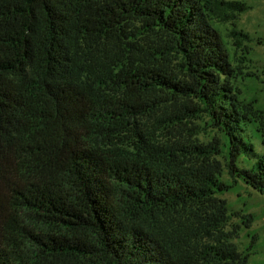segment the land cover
Wrapping results in <instances>:
<instances>
[{"label": "trees", "instance_id": "trees-1", "mask_svg": "<svg viewBox=\"0 0 264 264\" xmlns=\"http://www.w3.org/2000/svg\"><path fill=\"white\" fill-rule=\"evenodd\" d=\"M251 9L0 0V264H248L228 227L254 217L222 177L264 194L245 139L254 124L264 146V113L240 98L249 35L232 29L231 53L215 24ZM152 119L178 136L159 143ZM198 120L225 140L192 139Z\"/></svg>", "mask_w": 264, "mask_h": 264}, {"label": "rangeland", "instance_id": "rangeland-1", "mask_svg": "<svg viewBox=\"0 0 264 264\" xmlns=\"http://www.w3.org/2000/svg\"><path fill=\"white\" fill-rule=\"evenodd\" d=\"M239 1H244L252 9L246 13H241L234 24L216 23L215 26L228 43L227 46L231 53H234L236 49L233 39L228 37L230 31L236 29L249 35L250 40L244 43V46H247L250 50L248 68L245 71L255 75L239 79L238 85L242 90L240 98L244 102L255 101L257 109L264 113V0ZM194 123L195 125L193 126L189 125L191 128L195 127L194 130L197 132L192 139H199L207 143L211 142L215 137H221L225 140L221 133L208 128V125L203 120H198ZM147 124L146 127L155 132L159 143L166 142L173 137L175 139L178 136L175 131H172L173 134H170L167 130L159 133L157 127L160 125L154 119L148 121ZM256 128V125H250L246 130L245 139L253 143L258 153L264 154L263 142ZM219 159L225 166L228 160L226 148L224 149V154L219 156ZM243 160H245V157H242L240 162H243ZM225 171L226 174L222 177L223 181L234 184L231 190L221 195L223 199L227 200L229 211H236L242 216L252 215L254 217L250 228L244 227L243 218H233L228 229H232L235 224L241 225L239 238L235 239L239 251L249 254L248 264H264V194L255 191L254 188L242 180L238 179L236 183H233L227 174L228 171ZM255 237L257 239L256 242H254Z\"/></svg>", "mask_w": 264, "mask_h": 264}]
</instances>
